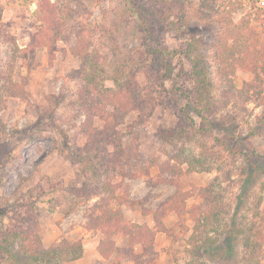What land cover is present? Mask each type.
<instances>
[{
  "label": "rangeland",
  "instance_id": "rangeland-1",
  "mask_svg": "<svg viewBox=\"0 0 264 264\" xmlns=\"http://www.w3.org/2000/svg\"><path fill=\"white\" fill-rule=\"evenodd\" d=\"M195 86L214 125L184 116ZM206 213L220 245L237 229L207 264H256L251 228L264 264V0H0V264H184ZM119 215L154 235L104 259Z\"/></svg>",
  "mask_w": 264,
  "mask_h": 264
},
{
  "label": "trees",
  "instance_id": "trees-1",
  "mask_svg": "<svg viewBox=\"0 0 264 264\" xmlns=\"http://www.w3.org/2000/svg\"><path fill=\"white\" fill-rule=\"evenodd\" d=\"M161 52L164 54H167L170 51L167 49H162ZM195 66H196V64L193 61V69H194V71H197V68ZM197 73H199V72H197ZM197 82H199V81L197 80ZM173 88H177L178 90H180V88L176 87L175 85ZM183 94L189 98L188 104L183 107V113H184L185 118L191 122L190 126L195 127L196 122H195V119L189 114V111L187 110V108H189V109L191 108L190 112L194 111L198 116L201 117V119L203 121H205V122L207 121V123H209V125H214L216 123L215 121L214 122L211 121V119L208 118L206 115L207 114L206 110H210V106H211V101L209 99L210 93L203 94L201 87L195 86L193 89H191V93L189 92L188 95L186 93H183ZM249 134L247 135L248 137H249ZM215 138L217 140L221 139L220 137H215ZM234 138H236V137H234L230 132H226L225 140L231 146H233L231 144V142L234 140ZM241 138H243V137H241ZM238 139H239V137H238ZM237 142H238V140L234 143L237 144ZM221 143L224 145V147L228 151L233 150L224 141H222ZM184 162H187L188 164H190L189 165L190 169H193L192 164L190 162H188V161H184ZM178 173L179 172L176 171V174H178ZM176 177H174V178H176ZM167 178H169V177H166V179ZM177 201H178V199H172L169 203L163 205L159 209L158 213L156 214V217H159L160 214L161 215L163 214V213H161L162 209L178 211V207L176 208ZM128 204L131 206H135L134 202H128ZM178 212L181 213L180 211H178ZM118 220H119L118 221L119 223L117 225L118 231H109V227H107L106 229H103L101 226H98V225L96 226V229H99L101 231V233L105 236V238H103L100 241V245L98 247V251L104 259L110 258L112 256L113 252L118 250V246H117L116 242L113 241L112 236H114V235H116V236L128 235L129 238L131 239V243H134L137 240V238L135 239V236H134V229L136 226L139 227V225H137L133 222L130 223V222L124 220V217H122V215L118 216ZM234 221H235V216L233 218V222ZM208 222H209V215H207V213L204 215V217L199 218L195 221V225L193 227V232L189 236V239H188L190 259H189V261H187L184 264H207L208 261L206 258H208V256L211 257L214 255L213 259L216 256H219V258H224L225 254H232L233 251L236 249V245H235V238L236 237L234 234H235V231L237 229L230 231V233L228 235L229 241L226 242L225 246H222L219 243V237L218 236L213 237L210 234V231L207 227ZM106 223L109 224L108 219H106ZM234 225H235V223H233V226ZM102 226H104V225L102 224ZM139 228L141 229L140 233H141L142 238H148L149 236L154 235V232L151 231L149 228H147V226H140ZM251 229L249 230V232L247 233L246 238H245L246 239L245 249L249 252V254H250L249 257L255 259L256 264H262L259 257L257 256V249L261 246V243L257 242L255 239H253V231ZM141 242L145 246L146 241L143 239V240H141ZM64 243H66V244L62 245V246H60L61 244H59V245H56L54 247H51V249H45V250L39 251L38 254L35 256V260L36 259L44 260V259L48 258L49 256H51V254H53V255H56V257L58 258V260L56 262L59 263L61 261L76 260V259H79L80 257L83 256L85 249H84L83 242L81 240L71 242V243L64 241ZM214 249L218 253H215ZM127 259L128 258H125V260H123V261H126ZM51 261H52V259H51ZM50 264H52V263H50Z\"/></svg>",
  "mask_w": 264,
  "mask_h": 264
},
{
  "label": "crops",
  "instance_id": "crops-1",
  "mask_svg": "<svg viewBox=\"0 0 264 264\" xmlns=\"http://www.w3.org/2000/svg\"><path fill=\"white\" fill-rule=\"evenodd\" d=\"M99 242V241H98ZM86 254H87V251L85 250L84 251V255H85V257H86ZM84 256L83 257H81V258H79V259H77V260H80V259H84L85 258ZM87 258H85V260H86Z\"/></svg>",
  "mask_w": 264,
  "mask_h": 264
}]
</instances>
